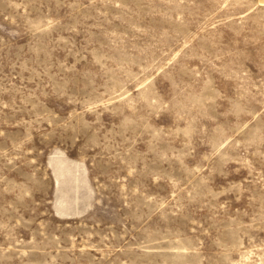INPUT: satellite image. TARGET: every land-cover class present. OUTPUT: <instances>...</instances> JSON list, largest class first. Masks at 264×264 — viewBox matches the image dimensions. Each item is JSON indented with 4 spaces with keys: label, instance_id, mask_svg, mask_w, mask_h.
Returning a JSON list of instances; mask_svg holds the SVG:
<instances>
[{
    "label": "rangeland",
    "instance_id": "374dc122",
    "mask_svg": "<svg viewBox=\"0 0 264 264\" xmlns=\"http://www.w3.org/2000/svg\"><path fill=\"white\" fill-rule=\"evenodd\" d=\"M0 264H264L259 0H0Z\"/></svg>",
    "mask_w": 264,
    "mask_h": 264
},
{
    "label": "bare ground",
    "instance_id": "6f19581e",
    "mask_svg": "<svg viewBox=\"0 0 264 264\" xmlns=\"http://www.w3.org/2000/svg\"><path fill=\"white\" fill-rule=\"evenodd\" d=\"M260 4L264 6V0H259Z\"/></svg>",
    "mask_w": 264,
    "mask_h": 264
}]
</instances>
